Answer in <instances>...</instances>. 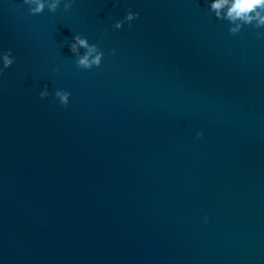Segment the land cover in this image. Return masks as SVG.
I'll list each match as a JSON object with an SVG mask.
<instances>
[{
    "label": "water",
    "instance_id": "95a60500",
    "mask_svg": "<svg viewBox=\"0 0 264 264\" xmlns=\"http://www.w3.org/2000/svg\"><path fill=\"white\" fill-rule=\"evenodd\" d=\"M63 2L0 0V264H264V27L229 34L212 0Z\"/></svg>",
    "mask_w": 264,
    "mask_h": 264
},
{
    "label": "clouds",
    "instance_id": "9594fccd",
    "mask_svg": "<svg viewBox=\"0 0 264 264\" xmlns=\"http://www.w3.org/2000/svg\"><path fill=\"white\" fill-rule=\"evenodd\" d=\"M74 0H64L63 9L68 11L71 9ZM23 3L28 5L30 14H40L45 8L50 13H55L61 5V0H23ZM209 10L214 13L217 19L227 20L229 24H235V27H229V34L235 35L242 26L252 25L255 28L264 27V0H212L209 4ZM222 10H226L222 14ZM138 13L128 11L123 20L117 21L113 27L120 29L122 24L130 22L138 17ZM239 21L240 23H237ZM258 36H264V33H257ZM72 42L68 44L70 51L76 56V66L83 69H91L92 67H99L103 52L98 50L95 44H90L87 38L79 34L72 37ZM85 49V53L80 55L79 49ZM115 50H113L114 52ZM95 53V55H93ZM0 60H2L3 67L0 68V73L4 69L9 68L14 63V57L11 51L0 53ZM41 98L49 95L48 86L44 85L43 90L39 93ZM61 105L68 104L70 93L67 91L57 90L54 93ZM202 133L198 132L199 137Z\"/></svg>",
    "mask_w": 264,
    "mask_h": 264
}]
</instances>
